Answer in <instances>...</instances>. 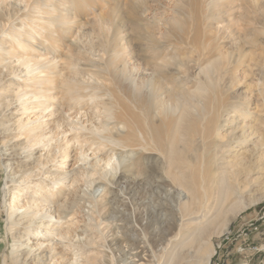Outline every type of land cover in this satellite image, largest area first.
Here are the masks:
<instances>
[{"label":"rangeland","instance_id":"rangeland-1","mask_svg":"<svg viewBox=\"0 0 264 264\" xmlns=\"http://www.w3.org/2000/svg\"><path fill=\"white\" fill-rule=\"evenodd\" d=\"M8 32L13 40L2 36ZM20 58L39 64L26 80ZM127 92L154 97L161 109L153 113L149 126H162L170 137L191 136L192 150L200 146L199 133L212 122L244 124L251 139L245 161L264 167V0H0V115L14 119L8 115L11 102L28 105L27 119L41 102L47 109L40 122L51 123L45 129L56 143L65 139L58 128L76 129L68 137L73 140L66 149L71 156L65 170L71 179V212L80 227L73 225L72 234L93 244L87 250L98 260L111 256V246L126 232L127 247L138 244L150 250V233L159 228L149 222L146 211L164 201L175 204L168 174L169 185L147 178L148 169H158L155 165L165 159L164 150L151 143L134 154L130 149L144 145L140 137L124 149L97 142L93 133L95 126L104 124L102 102L123 114L120 100L131 103ZM90 95L92 101L82 100ZM130 105L147 129L145 114ZM52 111L54 119L47 116ZM82 127V149L89 158L85 164L75 148ZM218 133L227 136L226 131ZM7 137H0V152ZM221 142L231 146L226 139ZM111 157L112 167L97 163ZM262 173L244 192L245 199L264 193ZM7 174L6 162L0 159V264H22L12 256L14 240L3 206L10 200L5 193ZM203 233L205 247L194 246L189 257L187 249V258L210 253V264H264V200L241 212L228 230L222 229L219 218ZM240 248L246 252L240 253Z\"/></svg>","mask_w":264,"mask_h":264},{"label":"bare ground","instance_id":"bare-ground-1","mask_svg":"<svg viewBox=\"0 0 264 264\" xmlns=\"http://www.w3.org/2000/svg\"><path fill=\"white\" fill-rule=\"evenodd\" d=\"M2 36L9 37L10 40L14 38L11 32ZM20 60L22 63H18L25 71L22 75L26 80L32 75L34 67L39 64L38 62L23 63V58ZM45 62L40 61L42 64ZM7 64L13 65L12 62ZM127 94L129 96L127 99L131 100V103L120 100L123 114L115 111L113 105L102 102L104 124L95 126L93 133L97 137V142L99 139V142L102 140L106 145L124 149H130L128 141L134 139L132 141L134 142L138 136L143 140L144 145L130 149L134 154H141L143 150L149 148L151 143L158 145L166 154L165 159L161 160L159 165H155L158 169L155 167L148 169L147 178L159 179L161 184L167 185L168 174L173 181L168 192L175 198V204L168 205L164 203L166 202L164 199V202L159 201L161 203H158L153 210L146 211L149 222L156 223L159 228L157 232L150 233V250L138 244L127 247L128 232H123L125 236L116 240L111 246L113 250L112 254L110 253L111 256L105 255L98 260L97 255L88 253L87 249L90 248L88 244L91 243L87 244V241L80 237L81 234H76L77 232L72 234L73 225L77 227V224L74 221L76 217L71 212L72 186L69 185L71 179L65 171L71 156L66 149L69 150L70 142L73 140L72 138L69 141L68 137H72L76 129L68 132L64 128H58L63 132L65 139L61 143H56L54 135H48L47 132L51 123L45 125L40 122L44 119V112L47 109L43 103L38 102L37 109L33 111L34 115L26 119L27 114L30 113L28 105L16 106L10 102L8 115H13L14 119L7 121L3 119L5 113L0 115V120H3L0 124V137L8 135L2 143L0 159L6 162L8 171L5 193L10 195V200L3 206L8 216V232L14 240L12 256H17V262L20 259L22 264H81L83 262V264H175L176 260L177 264L181 262L207 264L211 259L210 253L207 256L201 253L195 258L193 256L187 258L192 251L190 249L194 246L201 245V250L205 247L203 232L219 218L222 229L228 230L229 224L235 217L264 200V193L247 199L244 197V192L255 186L264 171V167L245 161V155L250 152L247 144L251 142L246 134L247 126L237 125V122L224 124L212 122L211 129L208 128L199 133L200 146L192 150L191 136L186 138L175 134L170 137L166 135L162 126H149L153 113L161 109L154 97L143 98L140 94L128 92ZM91 97V95L84 96L82 100H91ZM130 104H134L145 114L148 122L147 129L140 126L138 117ZM48 107L51 108L50 105ZM98 108H96L97 112ZM99 111L102 112L100 109ZM162 112L165 111L162 110ZM47 116L54 119L56 113L52 111ZM181 119L185 122L186 117L183 115ZM111 122H116L113 127H110ZM46 126L47 129H45ZM77 130L75 139L78 144L75 148L80 150V159L77 157L82 164H85L87 159L89 160L82 149L86 141L82 142V136L79 135L81 132L85 133L82 131L85 128ZM219 131H226L227 136H220ZM224 139L231 143L232 148L222 146L221 141ZM181 144H183L182 147ZM259 147H261L260 144ZM262 154L264 156V153ZM102 161L105 162L104 166L107 169L113 166L114 157L99 160L97 163ZM124 166L127 167L126 164ZM54 168L58 171L55 172ZM173 168L175 172H171ZM233 199L237 201L233 205L229 204ZM223 211L224 214L220 217ZM78 227L77 230H79ZM187 249L189 251L186 256L184 251ZM199 250L198 253H200Z\"/></svg>","mask_w":264,"mask_h":264},{"label":"built area","instance_id":"built-area-1","mask_svg":"<svg viewBox=\"0 0 264 264\" xmlns=\"http://www.w3.org/2000/svg\"><path fill=\"white\" fill-rule=\"evenodd\" d=\"M254 250L259 253V248H254ZM239 252L240 253H245L246 249L240 248ZM213 264H221V263L219 261H216Z\"/></svg>","mask_w":264,"mask_h":264}]
</instances>
